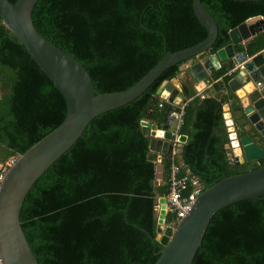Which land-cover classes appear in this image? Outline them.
Segmentation results:
<instances>
[{
  "label": "trees",
  "instance_id": "trees-1",
  "mask_svg": "<svg viewBox=\"0 0 264 264\" xmlns=\"http://www.w3.org/2000/svg\"><path fill=\"white\" fill-rule=\"evenodd\" d=\"M15 3L17 0H10ZM194 0H39L33 11L39 33L81 61L99 92L125 90L166 54L194 46L208 32ZM218 23L215 49L231 42L229 31L251 17H264V0H202ZM235 46L254 55L264 49V31ZM182 63L167 68L139 97L100 114L83 135L36 181L21 210L26 236L40 264H155L164 245L157 238L156 201L171 185L173 154L158 152L142 120L163 128L174 108L159 107L162 85L176 78ZM227 66L212 80L230 76ZM213 82V81H212ZM223 86L215 82L213 87ZM187 135L174 158L178 177L202 190L222 178L264 165L236 163L223 116L227 95L203 99L183 86ZM67 113L53 80L28 53L0 15V162L25 153L56 129ZM264 149L255 127L241 124ZM177 219L167 213L166 225ZM192 264H264V196L222 208L212 218Z\"/></svg>",
  "mask_w": 264,
  "mask_h": 264
},
{
  "label": "water",
  "instance_id": "water-1",
  "mask_svg": "<svg viewBox=\"0 0 264 264\" xmlns=\"http://www.w3.org/2000/svg\"><path fill=\"white\" fill-rule=\"evenodd\" d=\"M39 0H0L3 23L19 38L28 53L39 64L63 94L67 113L63 122L43 137L25 153L17 156L8 168L0 185V256L1 264H40L22 226L21 210L29 191L46 170L62 156L84 133L95 117L123 106L145 92L169 67L182 63L181 70L188 72L194 84L208 82L209 77L223 66L228 69L237 64L243 68L228 81L229 88L240 98V106L250 123L264 138V56L249 57L247 51L237 52L235 46L250 41L264 30V17L249 18L229 31L231 42L214 48L219 27L214 16L194 0V11L206 28L208 35L200 43L164 57L131 87L115 92H99L84 64L76 57L56 46L37 30L33 11ZM259 1V0H239ZM173 80L166 81L158 95H168L171 102L184 101V94ZM262 82L263 86H257ZM243 99L246 106H243ZM145 133L152 136L150 149L158 153L171 152L173 131L169 124L161 129L148 120L141 122ZM233 131V132H231ZM231 146H238L237 154L229 149L230 158L236 163L252 162L257 165L264 157V149L248 133L241 134L232 125L228 128ZM187 135H181L182 143ZM238 149V148H237ZM235 153V154H234ZM233 158V159H232ZM160 165L158 166L159 171ZM193 177L194 174H189ZM264 196V165L239 174L222 178L201 191L192 209L176 226H165L168 205L165 196L157 201V238L164 245L158 252L155 264H192L213 216L222 208L243 200Z\"/></svg>",
  "mask_w": 264,
  "mask_h": 264
},
{
  "label": "built area",
  "instance_id": "built-area-1",
  "mask_svg": "<svg viewBox=\"0 0 264 264\" xmlns=\"http://www.w3.org/2000/svg\"><path fill=\"white\" fill-rule=\"evenodd\" d=\"M242 68H243L242 64H237L233 66L232 68L228 69L225 75L232 77L234 76L236 72L240 71V69ZM215 82H220L223 84V86H225L224 77H220L214 80L213 82L209 84V86H213ZM257 86L262 87L263 83L258 82ZM160 97H161L160 103H159L160 108H163L166 103L171 102L168 98V95L161 94ZM171 103L174 105V108L169 113L168 124L172 126L174 125L173 148L171 151V153L173 154V157H172L173 162L170 167L171 185H170L169 193L166 196V202L168 205L167 213L170 212L172 214H175L177 217L176 220L179 221L181 218L185 217L190 212L198 195L201 193L203 186L200 184V182L197 179H193V184H194L193 190L188 194H184L185 190L187 189V182H188L189 176L178 177V174L180 172V165L176 161H174V158H175L176 153L179 152L180 147L182 145L180 130L184 124L186 103L183 101H180L179 103H175V102H171ZM225 121H226L227 128H230L233 125L232 120H230L229 118L225 117ZM236 131L241 133L242 129L236 127ZM238 137L239 136L232 137L229 142L230 148H233V150L237 154L241 151V149H239V147L235 145L231 146V143L233 142V140L237 139ZM158 154L159 155H158L157 162L159 165H161L162 164V154L161 153H158ZM16 158L17 157H11L4 162H0V185L5 176V173L7 172L8 168L16 161ZM1 263H2V259L0 256V264Z\"/></svg>",
  "mask_w": 264,
  "mask_h": 264
},
{
  "label": "crops",
  "instance_id": "crops-1",
  "mask_svg": "<svg viewBox=\"0 0 264 264\" xmlns=\"http://www.w3.org/2000/svg\"><path fill=\"white\" fill-rule=\"evenodd\" d=\"M257 17L258 18H263L262 16H257ZM263 31H261V32H263ZM254 37L250 41H248V43L251 42L254 39ZM246 43H244V44L242 43L241 46L242 47H245L247 45ZM235 50H236V48H235ZM237 52H242V51H237ZM258 53H262L263 56H264V49H261L260 51H258L255 54H258ZM248 56L251 57L253 55H250L248 53ZM212 78H213V75H211L209 77V81L208 82H206V83L201 82L198 85H196V84H194L191 75L183 69V70H181V72L179 73V75L176 78H174L173 83L175 84L176 88H178L182 92H183V86H184V84L187 83L188 85H190L196 91L195 96H197L200 99H203L205 97H208L211 94L214 95V96H216V97H220L222 94L227 95V99L228 100L223 105V116H224V120H225V117L229 118L230 120H232L233 125L235 127H238V128H241V124L242 123H245V128L247 130H250L253 125L250 123L248 117L245 115V113L243 111V107L240 106V103H239L240 102V98L236 95L235 92H233L229 88L228 83H227V87L226 86H222L220 88V90L219 89L216 90L213 86H209V84L212 81H214V80H212ZM246 104H247L246 103V100L243 99V106H246ZM225 125H226V121H225ZM162 129H165V128L163 127ZM169 129H171L172 131H174V125L173 126L170 125L169 126ZM226 129L228 131L227 125H226ZM228 149H230V144L229 143H228ZM180 151H181V149L179 150V152ZM162 171H163V165H160V168H159L158 173H161L162 174Z\"/></svg>",
  "mask_w": 264,
  "mask_h": 264
},
{
  "label": "rangeland",
  "instance_id": "rangeland-1",
  "mask_svg": "<svg viewBox=\"0 0 264 264\" xmlns=\"http://www.w3.org/2000/svg\"><path fill=\"white\" fill-rule=\"evenodd\" d=\"M162 165V164H161ZM162 178V174L161 173H158V180H161ZM177 220H175L172 224H170L169 226H176L177 225ZM165 226L167 227L166 223H165Z\"/></svg>",
  "mask_w": 264,
  "mask_h": 264
}]
</instances>
